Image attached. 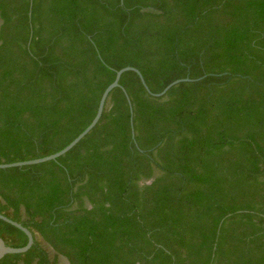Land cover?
I'll list each match as a JSON object with an SVG mask.
<instances>
[{
  "label": "trees",
  "instance_id": "trees-1",
  "mask_svg": "<svg viewBox=\"0 0 264 264\" xmlns=\"http://www.w3.org/2000/svg\"><path fill=\"white\" fill-rule=\"evenodd\" d=\"M0 264H264V0H0ZM130 116L134 139L131 137ZM6 244L27 237L0 219Z\"/></svg>",
  "mask_w": 264,
  "mask_h": 264
},
{
  "label": "water",
  "instance_id": "water-1",
  "mask_svg": "<svg viewBox=\"0 0 264 264\" xmlns=\"http://www.w3.org/2000/svg\"><path fill=\"white\" fill-rule=\"evenodd\" d=\"M126 70H131L133 72H135L137 74V76L140 79L141 84L143 85L144 89L146 90L147 93H149L152 96L155 97H159L162 96L168 88H170L172 85L181 82V81H192V80H198L201 77L198 78H188V77H183V78H178L175 79L173 81H171L170 83H168L161 91L159 92H152L149 90L148 86L146 85L140 71L133 67V66H124L118 70H116L115 72V77L113 79V81L111 83H109L104 90L102 91L99 101H98V105L96 108V112L93 116V118L91 119V121L88 123V125L81 131L79 132L69 143H67L63 148L59 149L58 151L51 153L49 155L46 156H42V157H38V158H33V159H27V160H20V161H13V162H7V163H0V168H7V167H12V166H22V165H28V164H35V163H39V162H43V161H47L50 159H55L56 157L64 154L67 150H69L72 146H74L99 120L103 107H104V103L105 100L107 98L108 93L110 92V90L114 87H121V89L123 90L128 106H129V111L130 113H132V106H131V102L130 99L126 93V91L124 90V88L122 86H120L119 84V78L120 75L123 71ZM130 126H131V137L132 139H134V131H133V127H132V117L130 116ZM0 219L10 223L11 225L19 228L22 232H24V234L27 237V241L23 246H19V247H14V246H10L8 244L5 243V241L2 239V237L0 236V259L6 255V254H11V253H23L25 252L27 249H29V247L32 245L33 243V235L32 233L26 228L24 227L21 223L12 220L10 218H8L7 216L3 215L0 213ZM66 259V258H65ZM68 263V262H67Z\"/></svg>",
  "mask_w": 264,
  "mask_h": 264
},
{
  "label": "rangeland",
  "instance_id": "rangeland-1",
  "mask_svg": "<svg viewBox=\"0 0 264 264\" xmlns=\"http://www.w3.org/2000/svg\"><path fill=\"white\" fill-rule=\"evenodd\" d=\"M58 264H68V263H67V260L64 257L61 256L59 258Z\"/></svg>",
  "mask_w": 264,
  "mask_h": 264
}]
</instances>
